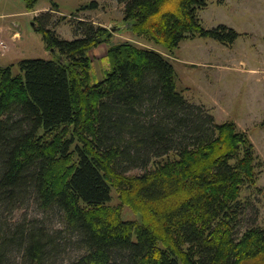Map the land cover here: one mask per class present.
I'll return each instance as SVG.
<instances>
[{
	"label": "trees",
	"instance_id": "trees-1",
	"mask_svg": "<svg viewBox=\"0 0 264 264\" xmlns=\"http://www.w3.org/2000/svg\"><path fill=\"white\" fill-rule=\"evenodd\" d=\"M116 1L129 30L169 55L188 37L232 45L240 34L202 26L206 0ZM57 10L33 18L61 59L0 64V264H60L66 248V264H264V225L240 229L245 189L264 193L248 132L189 101L164 52L114 42L90 19L63 38L50 21ZM101 43L109 66L94 81L90 50ZM29 201L39 213L15 220ZM52 216L56 227L45 224Z\"/></svg>",
	"mask_w": 264,
	"mask_h": 264
},
{
	"label": "rangeland",
	"instance_id": "rangeland-1",
	"mask_svg": "<svg viewBox=\"0 0 264 264\" xmlns=\"http://www.w3.org/2000/svg\"><path fill=\"white\" fill-rule=\"evenodd\" d=\"M90 1L37 0L34 9L30 10L25 7L24 0H0V25L12 33L19 32L16 37L21 36L16 41L12 40L16 43L20 40L21 47L15 46L17 48L11 51V59L0 57V64L16 63L24 57H52V53L45 48L40 32L34 27L38 21L33 17L50 9L53 2L58 5V10L51 12V24L58 35L66 39L76 36L72 23L78 18L90 19L107 28L110 24H125L121 31L112 32V41L132 39L164 52L175 67L177 89L183 90L189 101L204 104L217 122L231 119L240 129L248 132L260 160L257 185L264 189V0H206V6L198 11L202 26L211 28L225 24L240 34L232 45H225L210 37H188L180 42L172 55L167 54L160 45L137 38L123 20L122 3L116 0H96V8L83 9L77 17L72 16V13ZM2 38L6 41L3 35ZM5 47H0V51H4ZM106 51L107 44L101 43V48L90 53L94 81L100 80L109 66ZM217 62H221V65ZM18 70L15 65L13 71ZM141 171L134 168L128 173ZM248 195L246 214L240 229L251 223L264 225V193L245 189L244 196ZM116 203L118 199L115 193L111 204ZM124 212L130 218L139 216L127 207H124ZM37 213L39 208L29 201L15 210L13 217L20 220ZM44 219L49 227L60 224L57 217ZM66 249V253L59 259L60 264H66L68 260L65 258L75 253L71 248Z\"/></svg>",
	"mask_w": 264,
	"mask_h": 264
},
{
	"label": "crops",
	"instance_id": "crops-1",
	"mask_svg": "<svg viewBox=\"0 0 264 264\" xmlns=\"http://www.w3.org/2000/svg\"><path fill=\"white\" fill-rule=\"evenodd\" d=\"M0 28H1V30H2V35H3V37L5 38V42L7 43V45H6V47H5V49H4V51H0V57H7V58H9V59H11L12 58V54H11V51L14 49V48H17V47H15L16 45H19V47L18 48H20L21 47V42H20V40H19V43H16L15 41H16V38H21V36L20 37H16V35L17 34H19V32H17V31H15L14 33H12V32H10L9 31V29L8 28H2V26L0 25ZM12 40H15L14 42L12 41ZM104 44V43H103ZM98 48H101V44H99V45H97L96 47H94V48H92L91 50H90V53H91V51H95V50H97ZM106 53V52H105ZM104 53V54H105ZM210 61V60H209ZM218 63V62H217ZM221 62H219L218 64H220ZM225 63V62H224ZM197 65V64H196ZM221 65V64H220Z\"/></svg>",
	"mask_w": 264,
	"mask_h": 264
},
{
	"label": "water",
	"instance_id": "water-1",
	"mask_svg": "<svg viewBox=\"0 0 264 264\" xmlns=\"http://www.w3.org/2000/svg\"><path fill=\"white\" fill-rule=\"evenodd\" d=\"M34 24V23H33ZM125 26V24L123 25H119V24H110L109 25V30L111 32H118V31H121V29ZM49 52L52 53V57H55V58H58V59H61V55L54 49V48H51L49 49Z\"/></svg>",
	"mask_w": 264,
	"mask_h": 264
},
{
	"label": "built area",
	"instance_id": "built-area-1",
	"mask_svg": "<svg viewBox=\"0 0 264 264\" xmlns=\"http://www.w3.org/2000/svg\"><path fill=\"white\" fill-rule=\"evenodd\" d=\"M0 19H1V15H0ZM5 46H6V43L4 39L2 38L1 30H0V47H5Z\"/></svg>",
	"mask_w": 264,
	"mask_h": 264
}]
</instances>
